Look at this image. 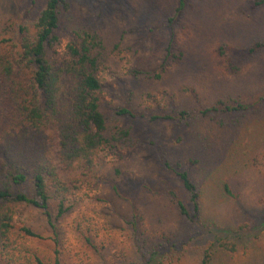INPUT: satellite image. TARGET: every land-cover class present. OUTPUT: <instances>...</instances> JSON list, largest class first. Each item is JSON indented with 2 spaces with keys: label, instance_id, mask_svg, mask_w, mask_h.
I'll return each instance as SVG.
<instances>
[{
  "label": "rangeland",
  "instance_id": "obj_1",
  "mask_svg": "<svg viewBox=\"0 0 264 264\" xmlns=\"http://www.w3.org/2000/svg\"><path fill=\"white\" fill-rule=\"evenodd\" d=\"M65 1L63 44L82 28L101 37L97 97L108 129L130 136L96 159L58 223L57 246L42 212L17 206L15 224L45 240L13 235L5 261L56 264L58 250L61 264H199L210 249L211 264H264V4L186 0L177 12L180 0ZM45 4L0 0V38L16 36ZM231 97L245 110L162 118ZM176 168L200 193L194 223L172 197L190 205ZM139 246L157 255L143 258Z\"/></svg>",
  "mask_w": 264,
  "mask_h": 264
},
{
  "label": "trees",
  "instance_id": "obj_2",
  "mask_svg": "<svg viewBox=\"0 0 264 264\" xmlns=\"http://www.w3.org/2000/svg\"><path fill=\"white\" fill-rule=\"evenodd\" d=\"M185 1L180 0L177 12ZM65 2L46 0L34 22L18 25L14 37L0 38V264H12L5 260L13 235L45 240L33 228L15 224L17 206L41 211L57 246L58 223L73 208L71 198L93 173L96 159L102 152L123 146L130 136L126 128L108 129L97 97L102 89L101 37L82 28L69 33L63 44ZM242 110L240 101L231 97L199 111L179 110L162 118L188 121ZM117 114L137 117L129 109ZM173 171L190 205L172 197L179 213L194 223L200 212L198 187L186 170ZM30 183L32 193L23 191ZM137 251L143 258L157 255L155 249L147 251L144 246ZM211 260L208 249L199 264H211ZM34 263L44 264L38 257ZM56 264H61L58 250Z\"/></svg>",
  "mask_w": 264,
  "mask_h": 264
}]
</instances>
